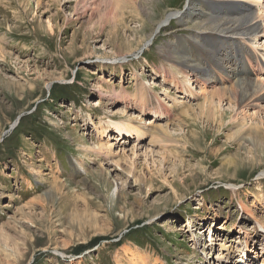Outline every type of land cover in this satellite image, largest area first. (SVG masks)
Returning a JSON list of instances; mask_svg holds the SVG:
<instances>
[{
  "label": "rangeland",
  "instance_id": "1",
  "mask_svg": "<svg viewBox=\"0 0 264 264\" xmlns=\"http://www.w3.org/2000/svg\"><path fill=\"white\" fill-rule=\"evenodd\" d=\"M195 1L0 0V264H264V153L230 120L235 79L264 72L243 45L255 71L242 57L240 78L217 74L209 55L238 35L190 23H204ZM180 37L198 67L172 60ZM238 49L219 64L238 72ZM210 94L222 123L205 111ZM115 120L145 133L119 139ZM151 125L170 136L164 148L147 143Z\"/></svg>",
  "mask_w": 264,
  "mask_h": 264
},
{
  "label": "bare ground",
  "instance_id": "2",
  "mask_svg": "<svg viewBox=\"0 0 264 264\" xmlns=\"http://www.w3.org/2000/svg\"><path fill=\"white\" fill-rule=\"evenodd\" d=\"M215 1H216V4L208 3V2H206V0H196L195 1V5L200 8L201 15H203V17H204L203 18L204 23H202L201 20L197 16H192L191 14L185 15V18H187L190 23L197 20L196 22H199L202 25V28L204 27V30L205 29L212 30L214 28H220V31H213V34L215 37H220V36L228 37V35H238L237 36L238 39L223 40L222 42L226 43V45L222 44L221 47H223V49L220 51L219 54L218 53H211L209 55V57L212 56L213 59L217 60V62H214L211 65L214 66L217 74H219L220 71L216 67H218V68L221 67L224 69L225 68L229 69L230 72L232 73V78H233V76H237V75L240 78L239 72H241V74H242V69L240 68L241 63H242L241 58L244 57V60L246 61L248 68L251 70V71L247 70L248 69L247 68L244 71H246L248 73H250L252 71L254 72L255 70H252L253 64L249 58V54H247V52L243 49V45H247L253 51L254 56H255L254 67H256L257 72H258L257 68L259 67L260 74H261L262 72H264V53L258 52L257 47L254 45H257L259 43L258 40L263 39V44H261V45H262V51L264 52V1L263 0H215ZM172 15H176V13H170L169 12L168 14H166V16H165L166 20L167 19L169 20ZM162 18H163V16H162ZM163 21H165V20H163ZM204 34H206V33H204ZM247 35L248 36H254L255 38L251 39L248 37H243V36H247ZM209 36H210V34H206V35L200 36V39L206 40L207 42L214 43L215 40H213ZM180 38H183V40H185V42L187 44L186 45L180 44V45H176V46L172 47V49L169 52V54H171V57H173L172 60H178L182 65H184L186 67H191V68L198 67L197 66L198 64H196L194 62L193 57H191V55H189V53H188L189 52L188 46L191 44L192 47H194L198 50V48L196 47L197 44H194L193 42L189 43L187 41V40H189L187 37H180ZM194 40L197 41L196 39H194ZM236 44L239 46V49L235 52V54L240 52L238 55H236V58L238 60H240L237 63L238 72H235V68L232 67V65H230V64H226L225 66L219 64V61L221 60L222 55L228 53L230 49H232V48L234 49ZM195 55H193V56L195 57ZM219 55H221V56H219ZM214 56H219V57H217L218 58L217 59ZM173 64H174V72L177 73L178 75L184 74L186 77H184L185 78L184 80H179V78L173 72V74H175V76L172 77V79H173L172 82L175 85H177V87L181 91L184 92L186 89V91L183 94H186L187 96L193 95V93L191 92V88L189 85L188 78H187L188 73L185 74L182 70L180 71V68L177 67L176 63H173ZM211 65H209V67ZM242 65H244V64H242ZM206 70L207 69L204 68L201 71L205 72ZM162 72L168 73V70H166V71L164 70ZM168 74H170V73H168ZM255 78H256L255 81H251V80L246 81V79L240 78L241 79L240 82H239V80H237V78L235 79L236 83L234 84V87L236 88V90L234 89L235 90L234 92H237V95H236V97L238 96L237 102L240 101V105H238L236 107V110H232V111H234V115H233V117L230 118V120H232V122L235 121V123L237 125L241 126V130H240V132H242L240 134L241 139L247 141L251 145V147H253V149H254L253 151L259 150V151L264 153V123H263V119H264V75H257ZM219 79L221 80L220 77H219ZM183 82H185V84ZM189 88H190V91H189ZM224 89H226V88H224ZM224 89H223V91H224ZM239 89L245 91V92L241 93L243 95L239 94L240 93ZM216 91L220 92V90H216ZM219 92H217V96H218ZM213 93H215V92H213ZM220 93H222V92H220ZM232 94H233V92H232ZM215 95L214 94L209 95V97H210L209 102L205 100V102H204V104L206 103L205 111H206V113L208 112L210 115H212L214 117V119L216 118L219 123H222L223 119H224L223 118L224 113H223V111H221L222 110L221 105L219 104L220 99L216 103L214 102L213 97ZM138 96L142 97V94H139ZM233 97L231 99H233ZM227 99H229V98H227ZM139 100L141 102V98ZM243 106L254 107L256 110H254L255 112L252 116L251 115L246 116L247 118L244 119V114L241 115L242 118L238 116V115H240L238 110L241 109ZM160 107L162 108L161 105H160ZM146 108L152 109L154 114L161 115V111H160L161 108H159L158 106H153V105L150 106V103L145 104L144 102H141V104H139V109L141 111H143V110L145 111ZM245 114H247V113H245ZM240 119H241V121H240ZM137 122L138 121L134 122V120H131L129 122L124 123V122H121L119 120H115L113 122H110V126H112V128H114L117 135L119 136V139H120V137L123 138L125 133L133 132L131 134L132 135L134 134V136L136 138L135 141H138V140H140V138L145 133V131H144L145 129L140 124H137ZM159 126H160V124H159ZM161 128L158 126H152V127L146 128L147 132L150 134V136H149L150 139L147 142L148 144L153 145V146L154 145H160L159 146L160 148H161V145H163V148L168 145V142L171 141L168 139V138H170V136H168L167 132L165 131V128L164 129L163 128L161 129ZM103 133H104V131H103ZM104 146L106 148H108V147L110 148L111 143H108L106 145H102L99 148H103ZM139 148H141V146ZM170 151H172V150H170ZM151 152H153V151H151ZM230 161H231V159H230ZM231 164H232V162H231ZM246 244H247V242L245 243V246H246ZM249 253H250V251H249ZM217 257H218V255H217Z\"/></svg>",
  "mask_w": 264,
  "mask_h": 264
}]
</instances>
